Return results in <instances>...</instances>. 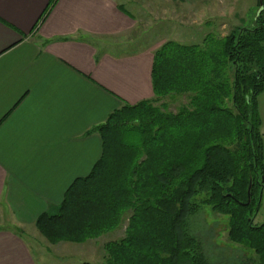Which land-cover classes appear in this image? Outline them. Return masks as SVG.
Returning a JSON list of instances; mask_svg holds the SVG:
<instances>
[{"label":"trees","instance_id":"16d2710c","mask_svg":"<svg viewBox=\"0 0 264 264\" xmlns=\"http://www.w3.org/2000/svg\"><path fill=\"white\" fill-rule=\"evenodd\" d=\"M257 1L248 27L156 51L155 98L125 105L89 132L102 139L100 160L55 212L37 218L49 243L83 244L127 223L122 239L106 243L105 264H264V224L254 223L264 188V0ZM179 97L188 103L169 111L167 100ZM204 207L228 217L232 262L191 233Z\"/></svg>","mask_w":264,"mask_h":264},{"label":"crops","instance_id":"0c3cea01","mask_svg":"<svg viewBox=\"0 0 264 264\" xmlns=\"http://www.w3.org/2000/svg\"><path fill=\"white\" fill-rule=\"evenodd\" d=\"M54 1L0 0V264H37L15 230L36 227L89 176L102 156L91 130L155 98V53L183 41L159 39L154 27H200V16L223 8L222 0H186L179 11L169 9L176 0Z\"/></svg>","mask_w":264,"mask_h":264},{"label":"rangeland","instance_id":"374dc122","mask_svg":"<svg viewBox=\"0 0 264 264\" xmlns=\"http://www.w3.org/2000/svg\"><path fill=\"white\" fill-rule=\"evenodd\" d=\"M184 1L186 0H176L169 9L171 11H179V4ZM222 1L223 8L220 13L216 9L215 14L208 13V15L199 17L200 27H196V24L192 26L191 21L181 22L173 20L172 22L158 23L154 27L155 31L152 34H159L157 36L159 39L166 37L168 41H183L180 43L184 45H196L203 42L206 32L223 37V35H228L236 26L248 27L251 25V19H254L258 12L257 0ZM146 10L148 16L151 14L150 19L157 18L155 14L151 13L150 7ZM203 10L206 11V7ZM150 19L147 20L148 23H152ZM207 19L210 21V26L206 24L202 25V22H206ZM186 34H189V37L190 34L192 36L194 34L195 36L187 40ZM147 39L151 40L150 37L145 40ZM145 40L143 39V41ZM167 103L169 104L168 110L176 113L180 106L188 103V100L184 97H179L173 102L167 100ZM258 106L261 119L260 132L264 140V91L258 98ZM262 195L261 207L254 220L255 225L264 224V188ZM126 227L127 223L117 233L107 234L100 239L90 240L83 244L60 243L53 245L34 226L26 229L22 236L29 245L37 264H105L107 257L105 251L106 243L122 239L125 236ZM190 231L202 240L207 250H211L214 254L216 252L215 255L217 257L221 256V258L230 260L231 262L234 260L236 253L234 246H232L228 239V217L204 207L199 214L191 219Z\"/></svg>","mask_w":264,"mask_h":264},{"label":"water","instance_id":"95a60500","mask_svg":"<svg viewBox=\"0 0 264 264\" xmlns=\"http://www.w3.org/2000/svg\"><path fill=\"white\" fill-rule=\"evenodd\" d=\"M250 190H251V187L249 188V197H250Z\"/></svg>","mask_w":264,"mask_h":264},{"label":"built area","instance_id":"2783aa9c","mask_svg":"<svg viewBox=\"0 0 264 264\" xmlns=\"http://www.w3.org/2000/svg\"><path fill=\"white\" fill-rule=\"evenodd\" d=\"M179 1H183V0H179Z\"/></svg>","mask_w":264,"mask_h":264}]
</instances>
